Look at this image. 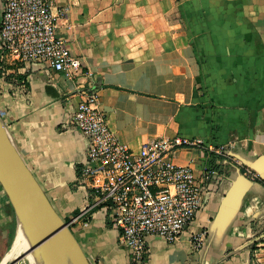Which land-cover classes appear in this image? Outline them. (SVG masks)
Segmentation results:
<instances>
[{
    "label": "crops",
    "instance_id": "0c3cea01",
    "mask_svg": "<svg viewBox=\"0 0 264 264\" xmlns=\"http://www.w3.org/2000/svg\"><path fill=\"white\" fill-rule=\"evenodd\" d=\"M57 10L58 35L79 56L81 70L67 77L43 62L27 64L18 70L26 74L23 88L0 78V109L18 155L71 223L88 263L264 264L262 183H253L226 226L216 222L232 180L246 168L238 156L264 153V0H54ZM90 89L110 129L131 149L176 135L224 148L211 158L196 147L175 151L174 162L193 160L199 177L213 168L211 188L174 242L148 237L140 263L130 260L103 210L86 225L72 221L85 202L76 178L86 140L70 119ZM201 230L203 244L194 249L191 232Z\"/></svg>",
    "mask_w": 264,
    "mask_h": 264
},
{
    "label": "built area",
    "instance_id": "2783aa9c",
    "mask_svg": "<svg viewBox=\"0 0 264 264\" xmlns=\"http://www.w3.org/2000/svg\"><path fill=\"white\" fill-rule=\"evenodd\" d=\"M0 78L19 73L27 64L43 62L49 68L72 77L81 70V60L58 35L54 0H1ZM6 81V80H5ZM23 88V81H6ZM0 109V118H5ZM70 124L86 140L85 161L77 168V185L85 190V202L72 219L86 225L96 209L117 230L119 243L131 261L140 263L148 253V237L174 242L203 207L215 171L202 169L197 176L191 166L174 162L179 148L196 147L208 156L224 148L200 138L159 136L131 149L120 142L110 129L106 114L99 106L95 89L83 94ZM257 178L252 170L243 172ZM87 218V219H84ZM205 230L191 232L194 249L202 246Z\"/></svg>",
    "mask_w": 264,
    "mask_h": 264
},
{
    "label": "water",
    "instance_id": "95a60500",
    "mask_svg": "<svg viewBox=\"0 0 264 264\" xmlns=\"http://www.w3.org/2000/svg\"><path fill=\"white\" fill-rule=\"evenodd\" d=\"M244 167L256 173L257 178L264 181V153L252 160L238 156ZM256 179V178H255ZM255 179L247 177L238 172L232 180L230 187L225 193L218 211L216 222L219 227L226 226L238 210L241 201L250 187L256 182ZM258 182V181H257ZM0 186L10 203L16 226L21 224L26 230L33 233L37 240L33 246L20 254L16 259H21L34 248L44 244L52 237L53 231L46 232L40 225V218L50 215L61 221L66 228L72 241L80 253L83 264H89L72 233L68 230L67 224L53 209L43 190L40 188L28 168L23 163L13 146L4 122L0 118ZM1 264V262H0Z\"/></svg>",
    "mask_w": 264,
    "mask_h": 264
},
{
    "label": "bare ground",
    "instance_id": "6f19581e",
    "mask_svg": "<svg viewBox=\"0 0 264 264\" xmlns=\"http://www.w3.org/2000/svg\"><path fill=\"white\" fill-rule=\"evenodd\" d=\"M39 222L46 232L53 231L47 245L42 244L21 259H16L37 240L33 233L19 224L2 256L4 264H83L78 249L58 218L46 215Z\"/></svg>",
    "mask_w": 264,
    "mask_h": 264
},
{
    "label": "rangeland",
    "instance_id": "374dc122",
    "mask_svg": "<svg viewBox=\"0 0 264 264\" xmlns=\"http://www.w3.org/2000/svg\"><path fill=\"white\" fill-rule=\"evenodd\" d=\"M0 188H1V186H0ZM4 194H5L4 191H3V193L1 192V195L4 198H6ZM5 204H7V203H5ZM5 204H2L0 201V261L2 260L3 253L5 252L7 245H9L8 243L11 239L10 238L11 235L14 233V231L17 228L16 222L14 220L13 232L12 233L10 232V224H11L9 222V220H10V207H8ZM62 222L67 224V228L71 232V229H70L71 223H69V221H64V220H62ZM6 253H7V251H6ZM6 253H5V255H6ZM4 260L5 259L3 258L1 264H4Z\"/></svg>",
    "mask_w": 264,
    "mask_h": 264
},
{
    "label": "trees",
    "instance_id": "16d2710c",
    "mask_svg": "<svg viewBox=\"0 0 264 264\" xmlns=\"http://www.w3.org/2000/svg\"><path fill=\"white\" fill-rule=\"evenodd\" d=\"M0 73H1V71H0ZM0 75H1V74H0ZM25 77H26V74H25V73H23V74L16 73V74H7V75H5L4 79H5L6 81H9V82H11V81H13V82H14V81H16V82L23 81L24 84L26 85ZM244 171H245V169L242 168V172H244ZM255 180L258 181V182H260V183H262V184L264 185V181H262L261 179L256 178ZM7 201H8V200H7ZM7 206L10 207V215L13 217L12 222H11V224H10V232L12 233V232H13V228H14V213H13L12 207H11V205H10L9 202H7ZM78 212H79V211H78ZM78 212H77L76 214H78ZM84 219H87V218H84ZM107 222H108V224H110L109 221H107ZM255 225H256L255 223H252V227H253V229L256 231V227H255ZM12 235H13V234H12ZM12 235H11V237H12ZM11 237H10V238H11ZM256 243H257V242H254V243L251 244L250 248H251L252 251L255 249V247H256ZM3 254H4V253H3Z\"/></svg>",
    "mask_w": 264,
    "mask_h": 264
}]
</instances>
